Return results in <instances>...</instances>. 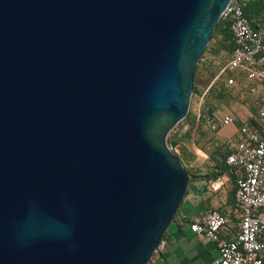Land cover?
I'll use <instances>...</instances> for the list:
<instances>
[{
    "label": "water",
    "instance_id": "1",
    "mask_svg": "<svg viewBox=\"0 0 264 264\" xmlns=\"http://www.w3.org/2000/svg\"><path fill=\"white\" fill-rule=\"evenodd\" d=\"M233 0H0V264H149L193 174L169 143Z\"/></svg>",
    "mask_w": 264,
    "mask_h": 264
},
{
    "label": "built area",
    "instance_id": "2",
    "mask_svg": "<svg viewBox=\"0 0 264 264\" xmlns=\"http://www.w3.org/2000/svg\"><path fill=\"white\" fill-rule=\"evenodd\" d=\"M221 20L230 26L237 46L232 58L208 82L203 93L198 95V121H203L205 128L214 132L233 122V117L229 115L219 118L207 103V97L223 78L228 77L229 85H240L233 75L238 72L245 73L253 83L241 86L245 93L258 92V84L263 88L256 117L259 125H241L239 139L234 142L233 150L227 157L230 166L243 170L237 179L235 192L236 206L241 217L236 237L223 238L226 218L218 209L210 210L205 216L192 222L190 229L218 243L220 257L217 264H264V36L245 15L241 0H233L225 9ZM223 185V180L216 179L211 182L210 187L218 191ZM167 247L168 241L163 238L155 255L162 254Z\"/></svg>",
    "mask_w": 264,
    "mask_h": 264
},
{
    "label": "crops",
    "instance_id": "3",
    "mask_svg": "<svg viewBox=\"0 0 264 264\" xmlns=\"http://www.w3.org/2000/svg\"><path fill=\"white\" fill-rule=\"evenodd\" d=\"M260 31L264 36V24ZM233 75L240 85H229L226 78H223L215 91L207 97L208 103L219 118L229 115L233 117V122L218 132L203 128V135L206 136L204 135L203 139L201 135L199 136V143L195 144V158H185L186 165L194 170H197L200 162H203L202 173L219 171L218 167L224 155L233 150L234 142L239 139L240 124H251L252 118L257 117L263 88L258 84V92L245 93L241 90V86L253 83L247 79L245 73L234 72ZM235 100L238 102L234 103ZM241 102L245 108L249 106L252 109L248 115L239 106ZM232 172L231 169L217 178L224 181L223 187L218 191L210 187L214 179H200L190 184L177 218L167 231L166 251L154 255L149 264H217V259L220 257L218 243L193 232L190 224L205 216L210 210L218 209L226 218L222 230L223 238L236 237L241 217L234 199L235 183ZM262 212L264 213V209Z\"/></svg>",
    "mask_w": 264,
    "mask_h": 264
},
{
    "label": "trees",
    "instance_id": "4",
    "mask_svg": "<svg viewBox=\"0 0 264 264\" xmlns=\"http://www.w3.org/2000/svg\"><path fill=\"white\" fill-rule=\"evenodd\" d=\"M241 1L244 3L245 15L250 19L253 26L256 29L260 30L262 28V25L264 24V0H241ZM213 40H215V47L213 49H211L212 46L209 45L207 50L211 49L212 55H214V56L217 55L218 53H220L221 51H224L227 53L229 58L225 63L216 67V66H214V61L207 59L206 54L203 55L202 58H204V60L201 59V61L197 65L196 71H195V91H194V93H196L197 95H200L203 93L208 82L211 79H213L219 73V71L221 70V68L224 65H226L228 63V61L232 58L233 52L237 46V42H236V38L234 36V33L232 32L230 26L226 25L225 21H223V20H221L219 22V24L216 28L211 41H213ZM229 75H232V73H230ZM205 77H207L208 82L205 85H201L200 80L202 78H205ZM220 81H222V80H220ZM214 91H215V87L211 90V94ZM207 103H208V101H207ZM184 120L187 121V125L189 126L188 131H186L185 133L176 132L174 134H170L169 143L173 147V149L178 154H180L182 160L185 163V158L194 159L195 153H193V151H191V149L183 142L184 139L185 138L192 139L193 132L196 134H199V132L203 128H205V126H204L203 121H198L196 110L190 111ZM251 124L255 125V126L259 125L258 120L254 119V118H252ZM240 125H242V124H240ZM192 142H193V144L199 143L197 139H194V140L192 139ZM230 152L224 155V159L221 162V164H219V167H218L219 171H213L212 173H210V172L209 173H200L198 170H194V169L188 167L185 163V165L187 166L189 171L194 175L191 183H195V181L200 180V179H207V180H209V179L213 180L214 179V180H216L221 175H223L226 171H230L232 169L233 170L232 178H233L234 183H235V187H234V191H233L234 199H235L237 179L239 176L242 175L243 170L240 167H233L227 163V157L230 154ZM176 218H177V216H176ZM166 236H167V233H166L165 237Z\"/></svg>",
    "mask_w": 264,
    "mask_h": 264
},
{
    "label": "rangeland",
    "instance_id": "5",
    "mask_svg": "<svg viewBox=\"0 0 264 264\" xmlns=\"http://www.w3.org/2000/svg\"><path fill=\"white\" fill-rule=\"evenodd\" d=\"M209 45H211L212 46L211 49H213L215 47V40L211 41ZM211 49L210 50H206L205 54H206V58L207 59H210V60L214 61V66L217 67V66L225 63L228 60L229 56L227 55L226 52L221 51L220 53H218L217 55L214 56V55H212V50ZM227 78L228 77H226V80H227ZM200 82H201V85L207 84V82H208L207 77L202 78L200 80ZM197 100H198V95L196 93H194L193 99H192V103H191L190 111H195L196 110V108H197ZM236 102H238V101L235 100L234 103H236ZM239 106L241 107L242 111L245 114H247V115H248V113H250V111H252V109L249 106L245 108L242 102H241V104H239ZM188 129H189V126L187 125V121L186 120H183V121H181L179 123V125H177V127L171 132V134H174L176 132H178V133H185L186 131H188ZM203 133H204L203 130H201L199 132V134H196V133L193 132L192 139L193 140L194 139H197L198 140V138H199L200 135L202 137L201 139H203V136L205 135V134L203 135ZM192 139L185 138L183 142L191 149V151H193V153H195L196 152L195 151L196 146H195V144H193ZM203 166H204L203 162H200V166L197 169L200 173L203 172V170H202V167Z\"/></svg>",
    "mask_w": 264,
    "mask_h": 264
}]
</instances>
